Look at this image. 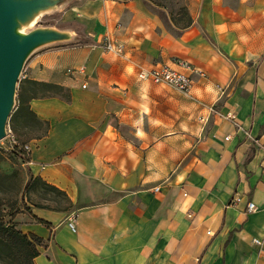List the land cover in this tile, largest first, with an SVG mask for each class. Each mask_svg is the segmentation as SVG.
<instances>
[{"label":"crops","instance_id":"obj_1","mask_svg":"<svg viewBox=\"0 0 264 264\" xmlns=\"http://www.w3.org/2000/svg\"><path fill=\"white\" fill-rule=\"evenodd\" d=\"M190 11L172 35L145 0L81 1L58 10L70 40L27 59L22 99L45 127L30 170L72 204L22 218L45 243L35 264H264V0ZM162 65L190 96L139 79Z\"/></svg>","mask_w":264,"mask_h":264},{"label":"rangeland","instance_id":"obj_2","mask_svg":"<svg viewBox=\"0 0 264 264\" xmlns=\"http://www.w3.org/2000/svg\"><path fill=\"white\" fill-rule=\"evenodd\" d=\"M86 0H61L58 9L43 13L31 30L63 27L58 10ZM162 18L166 30L172 35L180 34L194 23L190 11L191 0H145ZM85 42V39H80ZM23 88L20 78L17 85L15 106L8 120L6 137L0 140V219L19 228L28 210L49 208L69 210L71 200L62 192L36 181L30 170L29 144L45 133V127L34 121L26 110H18L19 94ZM57 93L56 90L52 91ZM51 92V93H52Z\"/></svg>","mask_w":264,"mask_h":264},{"label":"water","instance_id":"obj_3","mask_svg":"<svg viewBox=\"0 0 264 264\" xmlns=\"http://www.w3.org/2000/svg\"><path fill=\"white\" fill-rule=\"evenodd\" d=\"M61 0H0V140L6 137L8 120L15 106L17 85L25 63L37 49L70 40L67 32L29 26L43 13L58 8Z\"/></svg>","mask_w":264,"mask_h":264},{"label":"built area","instance_id":"obj_4","mask_svg":"<svg viewBox=\"0 0 264 264\" xmlns=\"http://www.w3.org/2000/svg\"><path fill=\"white\" fill-rule=\"evenodd\" d=\"M102 48L106 53L116 56H123L125 52V46L123 44L113 41L110 38H105L102 41ZM174 63L184 70H192L188 62L175 60ZM139 79L150 81L157 85L168 86L183 96H190L193 87V78L190 75L166 65L155 67L151 70H142L139 73ZM227 117L235 121V115L233 113H229ZM255 210L256 205L250 202L247 206V212L252 213ZM69 226L72 230H75V218L71 219ZM255 243L261 245L262 241L256 240Z\"/></svg>","mask_w":264,"mask_h":264},{"label":"trees","instance_id":"obj_5","mask_svg":"<svg viewBox=\"0 0 264 264\" xmlns=\"http://www.w3.org/2000/svg\"><path fill=\"white\" fill-rule=\"evenodd\" d=\"M53 89L64 94L59 88ZM18 103V110L27 109L22 99V91L19 94ZM34 179L39 181L38 178ZM27 210L28 213L31 212L29 208ZM37 221L46 224L42 220ZM44 245L41 238L33 234H24L15 225L6 224L0 219V264H35V259L40 255L39 249Z\"/></svg>","mask_w":264,"mask_h":264},{"label":"bare ground","instance_id":"obj_6","mask_svg":"<svg viewBox=\"0 0 264 264\" xmlns=\"http://www.w3.org/2000/svg\"><path fill=\"white\" fill-rule=\"evenodd\" d=\"M37 21H38V18L34 19V21H32V23H31L29 26H25V27H23V28L20 30V32H21V33H24L27 29L34 27V26L37 24Z\"/></svg>","mask_w":264,"mask_h":264}]
</instances>
